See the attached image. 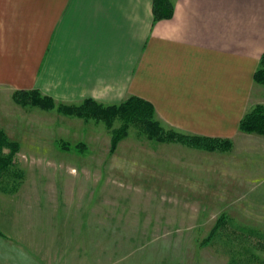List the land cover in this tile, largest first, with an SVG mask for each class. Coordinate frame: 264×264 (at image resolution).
<instances>
[{
  "label": "rangeland",
  "instance_id": "374dc122",
  "mask_svg": "<svg viewBox=\"0 0 264 264\" xmlns=\"http://www.w3.org/2000/svg\"><path fill=\"white\" fill-rule=\"evenodd\" d=\"M7 99L0 264H264V138L207 151L133 126L111 152L103 122Z\"/></svg>",
  "mask_w": 264,
  "mask_h": 264
},
{
  "label": "crops",
  "instance_id": "0c3cea01",
  "mask_svg": "<svg viewBox=\"0 0 264 264\" xmlns=\"http://www.w3.org/2000/svg\"><path fill=\"white\" fill-rule=\"evenodd\" d=\"M173 2L155 21L153 0H0V101L34 89L66 105L135 95L166 128L261 140L239 124L261 90L264 0Z\"/></svg>",
  "mask_w": 264,
  "mask_h": 264
},
{
  "label": "trees",
  "instance_id": "16d2710c",
  "mask_svg": "<svg viewBox=\"0 0 264 264\" xmlns=\"http://www.w3.org/2000/svg\"><path fill=\"white\" fill-rule=\"evenodd\" d=\"M153 2L155 21L173 16L175 8L173 0H153ZM254 81L264 85V53L254 73ZM13 99L22 106L39 107L44 110L56 109L65 115L103 122L111 132V152H114L120 141L129 135L133 126L139 129L141 136L158 143L178 142L207 151H230L233 147V140L230 138L189 134L172 128L166 129L158 119L154 105L135 95L129 96L119 104L104 105L89 98L80 104L66 105L57 104L53 98L42 95L40 91L34 89L15 91ZM116 122H120V126L115 127ZM239 130L264 135V104H256L248 109L240 121ZM19 147V143L10 140L5 130L0 128V181L7 175L17 176V173L13 172L12 165ZM5 149L9 151L5 153Z\"/></svg>",
  "mask_w": 264,
  "mask_h": 264
}]
</instances>
